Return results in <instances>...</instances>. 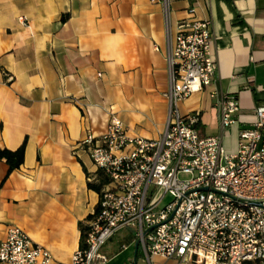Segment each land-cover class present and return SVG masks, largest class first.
Here are the masks:
<instances>
[{
    "label": "crops",
    "instance_id": "obj_1",
    "mask_svg": "<svg viewBox=\"0 0 264 264\" xmlns=\"http://www.w3.org/2000/svg\"><path fill=\"white\" fill-rule=\"evenodd\" d=\"M188 18L211 22L217 71L209 88L179 104L180 113L199 112V133L221 134L234 154L239 131L253 126L264 104V0H171L172 35ZM165 40L162 7L150 0H0V147L26 142L19 169L8 175L0 162V241L16 226L50 252L51 264H71L80 223L99 201L88 187L96 170L74 147L87 129L103 135L110 112L131 136L163 133ZM215 90L239 104L237 123L224 130ZM101 255L105 264H195L147 258L129 229Z\"/></svg>",
    "mask_w": 264,
    "mask_h": 264
},
{
    "label": "built area",
    "instance_id": "obj_2",
    "mask_svg": "<svg viewBox=\"0 0 264 264\" xmlns=\"http://www.w3.org/2000/svg\"><path fill=\"white\" fill-rule=\"evenodd\" d=\"M150 1L162 7L165 21L166 126L157 139L135 137L110 112L103 135L87 129L75 145L74 151L87 156L96 170L88 181L99 185L101 177L106 183L100 186L98 210L84 222V247L71 264H105L101 250L122 229L133 232L147 258L264 264V104L255 109L253 126L239 131L234 154L225 152L221 134L202 136L199 112L182 115L179 104L213 83L217 62L211 22L184 19L172 35L171 0ZM18 21L26 23L24 17ZM211 98L221 129L236 124L237 98L216 90ZM52 260L16 226H9L0 241V264Z\"/></svg>",
    "mask_w": 264,
    "mask_h": 264
},
{
    "label": "trees",
    "instance_id": "obj_3",
    "mask_svg": "<svg viewBox=\"0 0 264 264\" xmlns=\"http://www.w3.org/2000/svg\"><path fill=\"white\" fill-rule=\"evenodd\" d=\"M25 149H26V142L24 141L22 143V145L14 150H8L6 148L0 147V162H5L8 166V175H10L13 171L17 170L20 168V166L23 164L24 162V153H25ZM100 177V176H99ZM100 180V184L99 185H94V184H88V187L91 190L96 191L97 193H99L100 190V186L104 183H106V180L103 178H99ZM98 210V207H96L95 212ZM91 218V216H89L87 218V220H89ZM80 248L84 247V239H85V226L84 223H80Z\"/></svg>",
    "mask_w": 264,
    "mask_h": 264
},
{
    "label": "rangeland",
    "instance_id": "obj_4",
    "mask_svg": "<svg viewBox=\"0 0 264 264\" xmlns=\"http://www.w3.org/2000/svg\"><path fill=\"white\" fill-rule=\"evenodd\" d=\"M208 132V131H207ZM181 179H186V177L185 176H181L180 177ZM164 204H168V203H170L171 202V198L169 197V196H166L165 198H164Z\"/></svg>",
    "mask_w": 264,
    "mask_h": 264
}]
</instances>
